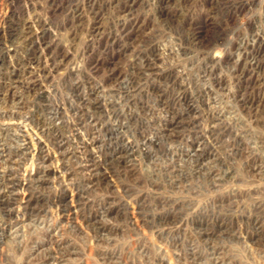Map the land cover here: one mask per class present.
I'll use <instances>...</instances> for the list:
<instances>
[{
    "label": "rangeland",
    "instance_id": "obj_1",
    "mask_svg": "<svg viewBox=\"0 0 264 264\" xmlns=\"http://www.w3.org/2000/svg\"><path fill=\"white\" fill-rule=\"evenodd\" d=\"M129 44L132 57L153 49L152 57L162 55L173 82L149 87L155 76L144 78L157 69L142 57L135 66L145 76L130 81L132 99L116 92V106L105 80L125 91L129 62L121 47ZM200 54L201 67L193 64ZM211 55L222 57L218 85L205 65ZM257 58L263 62L254 72L249 61ZM111 68L115 75L106 77ZM236 72L247 82L237 85ZM103 81L109 116L127 115L125 129L139 144L173 128L167 123L190 100L200 106L198 125L147 145L135 170L120 163L114 186L89 185L101 175L74 162V188L65 190L53 159L60 156L55 129L64 125L58 132L65 137L71 122L79 137L93 118L91 101L103 103ZM249 95L255 102L243 107L238 98ZM56 109L63 119L53 118ZM10 120L18 127L0 138L10 152L0 157V171L10 174L0 177V264H264V0H0V122ZM24 134L36 144L23 155ZM197 140L204 141L201 164L186 152ZM24 193L32 210L7 207Z\"/></svg>",
    "mask_w": 264,
    "mask_h": 264
},
{
    "label": "bare ground",
    "instance_id": "obj_2",
    "mask_svg": "<svg viewBox=\"0 0 264 264\" xmlns=\"http://www.w3.org/2000/svg\"><path fill=\"white\" fill-rule=\"evenodd\" d=\"M201 35H202V32H197L195 34V37L197 38V40L199 38H201ZM244 39V37H243ZM134 40V39H133ZM245 40V39H244ZM250 42V41H249ZM117 45V44H116ZM121 49H123V51L125 50V55L128 56V62H129V70L127 71V74H125V77L124 79L126 80L125 82V85L124 87L125 88V91H119L118 90V86H114L113 84H116V83H113V81L111 79H108V80H105L106 81V88L108 89H111L113 91L112 93V96H111V100H114V102L112 103V105H116V101L114 99V96L116 94V92L119 94V95H122V99H127V98H133V92L134 91V88L132 87L129 88L128 85L130 84V81L132 83H134V79L136 78H139V76H145L144 74H140L138 75L137 72H136V66L135 64L137 63V60H139L140 58L142 57H148L149 56V63H153V68L157 69V70H153L151 71L148 75L145 76V80H148L149 79V75L150 74H153L155 76V79H152V80H149V87H156L154 84H153V80L156 81V80H159L160 81V84L161 83H164V88H171L172 86V77L174 76V72L171 70V69H168V67L166 66V61L164 60V62L160 61L159 58L162 57L159 56L157 53L155 55V57H152L151 55L153 54V51L155 49H153L151 52L148 50L144 56L142 57H132V53L135 52V49L133 47L132 44H129V45H126V48H124L123 46L121 47ZM120 51V50H119ZM112 52H117V47H114V50ZM122 52V51H121ZM249 52V51H248ZM247 52V53H248ZM258 53V52H257ZM249 54V53H248ZM113 55L114 57L111 58L113 59V61H115L114 59H116V57H119L118 56V53L117 54H111ZM110 55V56H111ZM202 54H200V56L196 55L197 57V60L195 63H193L194 65H197V66H200L203 64V60H202V57H201ZM230 55V53L228 54ZM242 54L238 55V58H237V61H235V66H238L239 62H238V59L239 57L241 56ZM257 55V54H256ZM248 56V55H247ZM250 56V55H249ZM258 56V55H257ZM195 57V59H196ZM108 58V57H107ZM207 58V57H206ZM221 58L222 57H219L217 55H211V57L207 58L206 60V64H212L211 66V69L213 67V70L212 72L215 70V78H214V83L216 85H218L217 83V78L218 80H225V76H223V72H224V69H223V66H222V62L221 61ZM251 58V56H250ZM253 58V57H252ZM251 58V59H252ZM106 59V58H105ZM205 59V58H204ZM209 59V60H208ZM229 59V58H228ZM250 59V69H252L254 72L256 69H258L260 67V63L263 62L262 60H259L258 58L255 59V61H252ZM120 60L122 61V57H120ZM158 60L160 61L158 63ZM95 61V60H94ZM246 61H247V58H246ZM101 63V62H99ZM246 63V62H244ZM111 64V62H110ZM113 65H116L115 62H112ZM248 64V63H247ZM245 64L241 65L242 68L244 67ZM110 66V65H108ZM215 66V68H214ZM33 68V67H32ZM145 68V67H144ZM185 68V67H184ZM138 70V69H137ZM143 70V69H142ZM162 70L164 72H162ZM54 71L53 69H51V72ZM106 71V70H105ZM115 71H117V69H114V68H111V69H108L107 73L108 74L106 77H109V76H114L115 75ZM146 71V69H145ZM147 71H150V70H147ZM13 72V71H12ZM160 72V73H158ZM180 72H183L181 70H178L176 71V73H180ZM244 72V71H243ZM242 72V74H243ZM253 72V73H254ZM141 73V72H140ZM146 73V72H144ZM148 73V72H147ZM239 72H236L235 74H237L236 76H239L240 75L238 74ZM251 73V72H250ZM162 74V75H161ZM216 74H217V78H216ZM127 75V76H126ZM161 75V76H160ZM184 75V74H183ZM72 76V75H70ZM121 75H118V77H120ZM158 76L159 79L157 78ZM252 77V76H251ZM251 77H250V80H251ZM163 78V79H162ZM184 79H185V75H184ZM165 80V81H164ZM227 80V79H226ZM108 81H110L111 83H108ZM236 84L237 85H242L243 82H247V77L245 76V74L243 76L240 77V80H236ZM20 82V81H19ZM23 83V82H22ZM99 85V82L97 83ZM104 81L101 82V84L99 85L98 88H101V95L104 96L102 97V99H100L101 101H103V103L101 105H94L93 102L91 101V105H90V108L94 109L95 111H91L88 109V114H89V117L92 115V118L89 122H87L83 127L82 129L79 131L80 135L79 137L78 134H77V129H72L71 126H70V123L68 124V130L71 131V134L67 135V136H60L59 135V132L58 130L61 129L62 127L58 128V129H55L56 131V134L58 135V142L57 143V148H58V155H54L55 158H53L55 160V166H56V171H58V177H59V182H58V187H64L65 190H72L73 185H74V179L76 178L75 176V171L76 170H72L71 168V165L74 164V162H77V164H83V166L85 167H88L89 169H93V170H96L98 172H94L96 174H100V178H96L93 183H88L89 185L92 184L91 186H97L99 185L100 183H102V181H104V184L105 187L107 186H114L116 183H117V180H116V175H118L117 171H120L119 170V167H120V163H122L121 165H126L127 168H129V170H135V167L138 165V160H139V156L137 153H141L143 151H146L147 153L149 152V145H152L153 143L154 144H160L163 141L162 138H171V134L172 132L175 130L176 127L180 126V127H186V126H190V125H194V126H197L198 125V122L196 121L200 115V111L197 112L195 111L196 109H198L200 106L198 104V102L196 101H192L190 100V102L186 103V105L188 106V108H186L185 110H182L180 111L182 114L177 118V119H174L172 120L170 123H167V126H172L173 128L169 129L168 127L163 130V132H160V133H157L156 136L158 138H146L144 140V142H142L141 144H139L138 142H135L136 140L133 139L134 137L132 135H129L127 133V130L125 129V125H128L127 121H123V119L125 118H118L119 116L118 115H115L113 118H111L109 116V110L107 109V105H109L108 103V98L110 96L106 95L105 93L108 92V90H106V88L104 89ZM118 85V84H117ZM138 85V83L136 84ZM255 85V83H254ZM113 86L115 88H113ZM182 86V84H181ZM23 87H25L27 90H31V84L29 82H27L26 84L23 85ZM128 88V90H127ZM240 88V87H239ZM78 89V88H77ZM187 88L184 87L183 91H185ZM26 90V91H27ZM92 91V90H91ZM100 91L97 92V94L99 93ZM240 92V90L238 89H235L234 90V93L235 95L238 96V93ZM261 92V91H260ZM259 92V93H260ZM48 93H50L48 91ZM96 94V95H97ZM100 95V94H98ZM106 95V96H105ZM50 96V94H49ZM81 96V95H80ZM127 96V97H125ZM236 96V97H237ZM44 97V96H43ZM88 97V95H87ZM97 98V96H95ZM251 96L249 95L248 98L244 99V97H239L238 98V102H241V104L243 105V107L249 103H253L255 102L254 98L251 102ZM263 97V95H262ZM53 97L50 96V101H53V99H51ZM44 99V98H43ZM158 99V98H157ZM45 100V99H44ZM88 100V98H87ZM86 100V102H87ZM159 101V99H158ZM202 102L203 100L201 101V105H202ZM54 103V101H53ZM111 104V103H110ZM118 104V103H117ZM54 105L57 106L58 108V103L55 102ZM121 105V104H120ZM118 106V105H116ZM60 107V106H59ZM61 108V107H60ZM62 109V108H61ZM53 111V110H52ZM98 111V112H97ZM166 112V111H165ZM175 111H173V114H174ZM178 112V111H177ZM193 112L195 113L194 116H193ZM167 113V112H166ZM39 114V113H38ZM53 114V118H58L59 120L63 119V113L60 111V109H56L55 112L52 113ZM62 114V115H61ZM98 114V115H97ZM124 116V115H123ZM35 117L34 115H32V117L30 118H33ZM52 117V116H51ZM71 117V116H70ZM214 117V116H213ZM29 118V119H30ZM41 118V117H40ZM163 118V117H162ZM161 118V119H162ZM118 119H121L120 121H118ZM160 119V121H161ZM190 120H193V121H189ZM110 120V121H109ZM213 121V120H212ZM214 121L216 122V119L214 118ZM30 122V121H29ZM28 122V123H29ZM65 122V121H64ZM27 123V124H28ZM57 123V122H56ZM79 123V122H78ZM105 123V124H104ZM26 124V125H27ZM37 124V123H36ZM16 122L14 121H9L8 123L6 122H0V138H1V131H5V130H12L14 129L15 127H18L16 126ZM30 125V124H29ZM72 125V124H71ZM109 125V126H108ZM161 125H164V124H161ZM57 126V125H56ZM212 127V126H211ZM216 128V127H215ZM214 130V129H213ZM21 131V130H20ZM26 131V129H25ZM84 131V132H83ZM219 131V130H218ZM41 132V131H40ZM86 132V133H85ZM25 133V132H24ZM45 133V132H44ZM27 134V132H26ZM107 135V136H105ZM19 137L22 138V142L23 143V147L21 149V153L24 155L25 152L24 151H27L28 149H32V147L36 144L34 143V139H32L29 134V136L27 137L25 134L24 136L22 135H19ZM52 137V136H51ZM126 137L131 140H128L126 139ZM37 138V137H36ZM41 138V137H40ZM39 138V139H40ZM53 138V137H52ZM48 139V138H47ZM133 140V141H132ZM135 140V141H134ZM204 140V139H203ZM1 139H0V157L1 158H5L6 156H10V152L8 151V149L4 146V144L1 143ZM38 141V140H37ZM43 141V140H41ZM10 142V141H9ZM40 142V141H39ZM44 142V141H43ZM48 142V141H47ZM197 142V147L191 151H186L187 153H192V154H188V155H191L192 157H196L198 160H196V162L198 161L197 164H201L202 160L199 159V153L201 152L202 150V143H204V141L199 142V140L196 141ZM4 143V142H3ZM38 143V142H37ZM44 144V143H43ZM54 144V143H53ZM11 145V144H10ZM20 145V144H19ZM50 145V143L48 144ZM147 145L149 147H147ZM8 146V145H7ZM12 147V146H11ZM35 147V146H34ZM40 150H44V146L40 144ZM47 147V146H46ZM86 147V149H84ZM106 148V149H105ZM34 149V148H33ZM47 149V148H46ZM83 149L86 150L85 153L83 152ZM142 149V150H141ZM101 150V151H100ZM104 150H108L109 152L106 153L105 157L103 155V151ZM33 151V150H32ZM31 151V153H32ZM50 151V150H49ZM52 151V150H51ZM12 152V151H11ZM41 152V151H40ZM47 152V151H46ZM99 153L101 154V156L99 155ZM28 154V153H27ZM35 154V153H34ZM55 154V153H53ZM202 155V154H201ZM39 156V155H38ZM42 156V155H40ZM45 156V155H44ZM195 157L193 160H195ZM96 159V160H95ZM5 161V160H4ZM12 161V160H11ZM18 161V159H17ZM2 162V161H1ZM15 162V161H14ZM34 161H32L33 163ZM101 162L103 164V169L106 170V171H102V170H98L100 167V163ZM193 162V161H192ZM195 162V161H194ZM193 162V163H194ZM13 163V162H12ZM40 163V162H39ZM105 163V164H104ZM190 163V162H189ZM194 165V164H193ZM38 166V165H37ZM36 166V167H37ZM3 167V166H2ZM35 167V166H34ZM33 167V168H34ZM50 165H47L46 163L42 162L41 163V168H44L47 170V168H49ZM82 167V166H80ZM29 168V167H27ZM95 168V169H94ZM35 169V168H34ZM40 169V168H39ZM88 169V171H89ZM14 170V169H13ZM33 170V169H32ZM73 174H72V171ZM261 172H264L263 170H260ZM43 172V171H42ZM94 173L92 174V176L94 175ZM27 174V173H26ZM24 174V175H26ZM33 174V173H32ZM42 174V173H41ZM47 174V173H46ZM89 174H90V171H89ZM10 174L6 171H0V177H4L6 178L7 176H9ZM49 175V174H48ZM23 176V175H22ZM31 176V175H30ZM54 176V175H53ZM22 178V177H20ZM50 178V177H49ZM2 179V178H1ZM55 179V178H54ZM24 180V179H23ZM68 180H71V183H67ZM26 182H28V184H32L35 182V179H32V177L28 178V179H25ZM34 181V182H33ZM38 181V180H37ZM3 182V181H2ZM25 182V183H26ZM41 182V181H40ZM84 183V182H83ZM3 184V183H2ZM69 184V185H67ZM26 187L28 186L27 184H25ZM87 185V189H91L90 186ZM9 186V185H8ZM36 186V185H35ZM38 187V186H37ZM85 187V186H84ZM32 189V188H31ZM34 190V189H33ZM20 191V190H19ZM21 192V191H20ZM29 192V190H28ZM32 192V191H31ZM12 193V192H10ZM15 193V192H14ZM26 193V192H25ZM25 193L22 195V198L23 200L20 202H17V203H12L10 201H6V205L7 207H15V208H18L19 210H22V211H25L27 212L28 210H32V207H31V200H32V196H25ZM38 194V193H37ZM74 195L71 194V197H73ZM34 197V196H33ZM37 198V197H36ZM73 200V198H72ZM5 201V200H4ZM36 206V205H35ZM34 207V206H33ZM12 210V209H11ZM3 212V211H2ZM11 212V211H10ZM13 212V210H12ZM16 212V211H15ZM21 212V211H20ZM9 214H12V213H9ZM17 218V217H16ZM19 218V217H18ZM20 219V218H19ZM18 219V220H19ZM23 219V218H22ZM21 219V220H22ZM20 220V221H21ZM16 232V231H15ZM256 234V233H255Z\"/></svg>",
    "mask_w": 264,
    "mask_h": 264
},
{
    "label": "built area",
    "instance_id": "obj_3",
    "mask_svg": "<svg viewBox=\"0 0 264 264\" xmlns=\"http://www.w3.org/2000/svg\"><path fill=\"white\" fill-rule=\"evenodd\" d=\"M243 43H244V39H243ZM227 51V50H226ZM223 63H225V62H223ZM127 115H125L123 118H125V119H123V121H127V123H128V118L126 117Z\"/></svg>",
    "mask_w": 264,
    "mask_h": 264
}]
</instances>
